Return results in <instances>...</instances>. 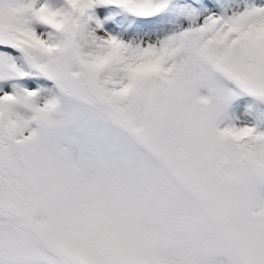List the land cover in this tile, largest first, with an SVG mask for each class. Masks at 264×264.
Masks as SVG:
<instances>
[{
  "label": "snow or ice",
  "instance_id": "obj_1",
  "mask_svg": "<svg viewBox=\"0 0 264 264\" xmlns=\"http://www.w3.org/2000/svg\"><path fill=\"white\" fill-rule=\"evenodd\" d=\"M0 264H264V0H0Z\"/></svg>",
  "mask_w": 264,
  "mask_h": 264
}]
</instances>
